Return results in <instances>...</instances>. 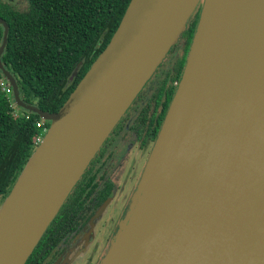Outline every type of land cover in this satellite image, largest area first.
<instances>
[{
	"label": "water",
	"instance_id": "water-1",
	"mask_svg": "<svg viewBox=\"0 0 264 264\" xmlns=\"http://www.w3.org/2000/svg\"><path fill=\"white\" fill-rule=\"evenodd\" d=\"M199 3L148 163L98 264H264V0H129L105 47L53 113L24 103L0 62L15 105L48 122L0 205V264H24ZM0 25L1 55L7 26ZM169 146H177L174 155L158 168ZM156 189L158 202L149 201ZM156 215L161 228L144 232Z\"/></svg>",
	"mask_w": 264,
	"mask_h": 264
},
{
	"label": "trees",
	"instance_id": "trees-1",
	"mask_svg": "<svg viewBox=\"0 0 264 264\" xmlns=\"http://www.w3.org/2000/svg\"><path fill=\"white\" fill-rule=\"evenodd\" d=\"M27 1L28 11L20 14L0 3V19L7 26L0 62L14 77L19 97L24 103L53 113L61 107L91 62L105 47L129 0ZM200 5L182 33L185 38L183 52L173 64L174 75L170 76V71L165 72L141 109L136 127L139 137L147 128H152L154 137L159 131L176 89L175 83L180 79ZM2 31L0 25V42ZM76 65L78 67L72 76ZM169 80H173L174 86H168ZM0 81L7 83L1 73ZM7 86L12 95L10 85ZM10 94L1 90L0 86L2 201L35 149L37 139L42 136V126L48 125L37 114L12 104ZM40 122L42 125L37 126L36 123ZM107 141L106 138L91 159L24 264L44 263L59 243L75 233L109 194L110 184L104 180L105 168L100 163Z\"/></svg>",
	"mask_w": 264,
	"mask_h": 264
},
{
	"label": "rangeland",
	"instance_id": "rangeland-1",
	"mask_svg": "<svg viewBox=\"0 0 264 264\" xmlns=\"http://www.w3.org/2000/svg\"><path fill=\"white\" fill-rule=\"evenodd\" d=\"M4 1H8V3L12 5L13 8L17 9L18 11L25 10V7H24L25 0H4ZM183 43H184V37H179L173 43V45L170 46V48L167 50V52L164 54V56L158 63L153 73L150 75V77L145 82V84L142 86L140 91L133 98L132 102L130 103V105L128 106V108L123 114L124 116L123 119L120 120V123L116 129H121L122 127H124L127 121V117H126L127 114L130 115L134 112H137L138 109H140V106L142 107V104L144 105L145 100H147L152 95L154 89L160 83L166 71H170V74H169L170 76L174 75V71L172 67L175 62V59H177L183 52L182 51ZM178 82L175 83V86L178 85ZM167 84L168 86H171L174 84V82L173 80H169L167 81ZM9 99L12 101V104L15 105V101L12 95L9 96ZM150 110L151 108L149 107V111ZM158 110L156 111V113H158ZM132 125H134V123ZM130 126L131 124L127 125V128H129ZM131 132L132 130H130L127 133L126 137H128V135ZM152 134H153L152 128H149L147 131L148 136L145 138L147 140L146 142L147 145L144 148H139L138 141L136 140L135 141H130V140L125 141L124 140L121 142V145H122L121 147L126 146L125 153H124L125 155L119 159H116L115 157H113L114 159H113V162L111 163V165L116 166L113 169V173L111 174V176L114 175L113 178L117 179V182H118L117 189L113 197L114 204L106 207L104 213L100 217L102 218L107 214L105 216L106 225H104V228H103V231H104L103 235L101 231V233L98 232L97 236L95 237L94 231L97 229V226L95 223L92 228L94 238H92V241L89 242V244L85 247L84 252L81 254L80 259H83L85 256L90 255L88 259H90V261L96 260L95 263L98 264L101 259H104L106 257L107 252L110 249L115 233L116 234L118 233L119 228H121L122 222H124L126 219L129 207L131 205V200L134 196L135 191L137 190L136 187L139 184L138 182L140 178L142 177L146 163H148V158L150 156V153L152 151L155 138H156L154 136H151ZM129 141L132 143L129 144ZM109 147L110 146L108 144L107 147L104 149L103 156L101 158L103 164H106V165L109 162L105 159V155L108 154V152L110 153L109 155H113L112 153L115 154L119 152L115 148L113 150H110ZM132 185H134V187ZM1 203H2V200H0V205ZM114 206L117 209L113 210ZM114 212L117 213L116 218L113 217ZM100 241H101L102 246L100 244L98 247L96 246V248H93V246H91L92 242L100 243ZM79 261L81 263L83 260H79Z\"/></svg>",
	"mask_w": 264,
	"mask_h": 264
},
{
	"label": "flooded vegetation",
	"instance_id": "flooded-vegetation-1",
	"mask_svg": "<svg viewBox=\"0 0 264 264\" xmlns=\"http://www.w3.org/2000/svg\"><path fill=\"white\" fill-rule=\"evenodd\" d=\"M24 2H25V5H24L25 10H19L18 11L17 9L13 8V6L8 3V1L0 0V3L5 4L11 11H13L15 13H18V14L26 13L28 11V5H29L28 1L25 0ZM180 37H182V34H181ZM184 41H185V38H184ZM183 45H184V43H183ZM182 48H183V46H182ZM177 59H175V61ZM143 106L144 105L142 104V107ZM142 107L140 106V109H138L137 112H134V113H132L130 115L127 114L126 115L127 121H126V124L124 125V127H122L121 129H116L117 126L120 123V120L123 119V117H124V116H122L119 119V121L117 122V124L114 126L112 131L110 132L111 135L109 134L110 136L108 135V137H107V140H108L107 144H109L110 150H113L115 148V149H117L119 151V152H117L115 154L112 153L113 155H109L110 154L109 152H108V154L105 155V159L109 162L107 165L103 164L102 160L100 159V163H102L103 169L105 168V176H104L105 178H104V180L108 181L109 184H110L109 194L105 196L103 201L93 211V213L90 215V217L86 221H84L83 224L80 225L78 230L75 233H73L71 236H69L68 238L66 237L64 240H62L59 243V245L55 248V250L52 252V254L42 264H86V263L87 264H96L95 263L96 260L95 261H90V259H88L90 257V255L89 256H85L83 259H80L81 258V254L84 252V249L89 244V242L92 241V238H94V234H93V229L92 228H93V225L95 223H96V226H97V229L94 231L95 232V237L97 236V233L98 232L101 233V231H102V235H103V232H104L103 228H104V225H106L105 216L107 214L104 217H102V218H100V217L104 213L106 207H108L109 205L114 204L113 203V197L115 195V192H116V189H117V185H118L117 179L113 178L114 175L111 176V174L113 173V169L116 167L114 165H111V163L113 162V159H114L113 157H115L116 159H119V158H122L125 155L124 153H125L126 146L121 147L122 146L121 142L124 141V140L125 141L126 140H130V141H135L136 140V141H138L139 148H144L147 145L146 144L147 140L145 138L148 136L147 135L148 128H147L146 131L141 133L140 137H139V135L137 136V134H136V131H137L136 127H137V123H138V117L140 115ZM133 123H134V125H132ZM129 124H131V126L129 128H127V125H129ZM130 130H132V132L128 135V137H126L127 133ZM151 136H154V132H153V134ZM150 139H151V137H150ZM130 141H129V144L132 143ZM102 156H101V158H102ZM133 174H134V172H133ZM130 185H131V183H130ZM132 186L134 187V185H132ZM104 203H105V206H104V209L101 212V214L92 222V224L88 225L89 220L92 217V215ZM115 209H117V208H115V206H114L113 210H115ZM113 217H115V218L117 217V213L116 212H114ZM99 244L102 246L101 241H100V243H93L92 242L91 246H93V248H96V246L98 247ZM79 260H83V261L80 263Z\"/></svg>",
	"mask_w": 264,
	"mask_h": 264
},
{
	"label": "bare ground",
	"instance_id": "bare-ground-1",
	"mask_svg": "<svg viewBox=\"0 0 264 264\" xmlns=\"http://www.w3.org/2000/svg\"><path fill=\"white\" fill-rule=\"evenodd\" d=\"M176 148H177V146H169L167 149L166 148L164 149V151H163V153H162V155H161V157L157 163L158 168L162 167V165L167 162L168 158L170 159L173 157L174 151L176 150ZM162 182H164V181L161 180V177H160L158 183L162 185ZM161 194H162L161 191H159L157 189H156V191L154 190L149 197V201L158 202L157 199L160 198ZM148 222L144 226L145 227L144 232H145V230H147V232L152 231L157 227L159 229L161 228L162 223L160 222V217H159V220H157V215L155 216V219L152 216ZM144 232L141 231V233H142L141 237L144 236ZM138 241H139V238H137V239L134 238L131 240L130 245H131V248H133V250L137 247Z\"/></svg>",
	"mask_w": 264,
	"mask_h": 264
},
{
	"label": "built area",
	"instance_id": "built-area-1",
	"mask_svg": "<svg viewBox=\"0 0 264 264\" xmlns=\"http://www.w3.org/2000/svg\"><path fill=\"white\" fill-rule=\"evenodd\" d=\"M8 84L5 81H0V86H1V90H3L5 93H9L10 94V88L9 86H7ZM11 95V94H10ZM37 126H41L42 122L40 123H36ZM46 129V127L42 126V131L44 132ZM40 137L37 139L36 143H38Z\"/></svg>",
	"mask_w": 264,
	"mask_h": 264
}]
</instances>
